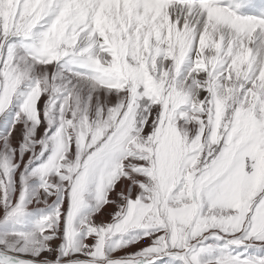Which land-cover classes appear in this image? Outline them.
<instances>
[{"label":"snow or ice","instance_id":"obj_1","mask_svg":"<svg viewBox=\"0 0 264 264\" xmlns=\"http://www.w3.org/2000/svg\"><path fill=\"white\" fill-rule=\"evenodd\" d=\"M0 264H264V0H0Z\"/></svg>","mask_w":264,"mask_h":264}]
</instances>
